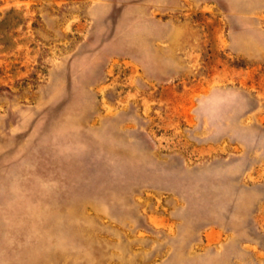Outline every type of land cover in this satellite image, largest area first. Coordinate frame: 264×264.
<instances>
[{"label":"rangeland","instance_id":"obj_1","mask_svg":"<svg viewBox=\"0 0 264 264\" xmlns=\"http://www.w3.org/2000/svg\"><path fill=\"white\" fill-rule=\"evenodd\" d=\"M0 264H264V0H0Z\"/></svg>","mask_w":264,"mask_h":264}]
</instances>
